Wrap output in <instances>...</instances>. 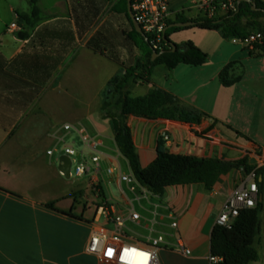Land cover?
<instances>
[{"label": "crops", "instance_id": "0c3cea01", "mask_svg": "<svg viewBox=\"0 0 264 264\" xmlns=\"http://www.w3.org/2000/svg\"><path fill=\"white\" fill-rule=\"evenodd\" d=\"M169 1L170 21L178 15L190 20L199 17L196 0ZM119 2L75 0V14L72 0H58L51 10H44L39 0L41 21L28 39L18 37L21 27L16 12L20 10L12 7L14 21L4 22L0 29V264H104L88 253L89 240L96 228L104 227L113 234L116 227L99 216L97 209L83 205L90 178L93 183L94 178L87 176L68 185L58 169L63 149L75 144L67 143L71 131L64 130V126L69 124L52 130L41 123L46 119L44 111L41 121L31 116L33 106L47 89L56 91L64 85L69 70L84 66V62H96L104 74H94L99 69L92 67L91 74L76 82V86L86 89L84 93H90L83 100L86 124L71 126H83L92 136L104 140L106 163L109 157L116 159V151L123 157L115 142L113 122L105 118L102 107L110 82L125 75L144 52L133 40L135 26L130 14L127 16L117 6ZM30 9L29 3V10L20 12L29 13ZM12 24L17 28L10 29ZM171 40L183 45L191 37L179 32ZM130 59L132 63L127 65ZM225 66L210 68L208 62L199 67L181 64L174 70L167 68L162 83L154 80L156 68L146 88L141 83L130 87L132 95L145 89L135 97L153 89L170 92L183 105L211 117L191 125L128 116L143 168L157 158L159 139L165 131L175 141L170 149L174 154L226 161L248 158L252 165L257 156H264V68L254 73L245 68L241 82L228 88L219 80ZM236 89H242L240 98L228 99L226 91ZM248 96L258 104L257 116L252 127H235L221 112L228 110L231 114L236 110L242 114ZM218 122L227 132L217 126ZM79 151L87 159L92 156L85 144ZM124 174L134 176L129 163ZM243 178L239 170L232 171L212 191L202 184L169 187L163 197L147 190L144 202L137 200L140 192H131L113 178L119 185L120 203L115 205L109 197L107 200L115 216L125 220L121 234L127 242L149 246L154 238L164 237L157 250L160 264H211V237L217 218ZM132 212L139 213L140 219L132 220ZM173 222H177L176 228ZM180 241L191 252L189 255L182 251Z\"/></svg>", "mask_w": 264, "mask_h": 264}, {"label": "trees", "instance_id": "16d2710c", "mask_svg": "<svg viewBox=\"0 0 264 264\" xmlns=\"http://www.w3.org/2000/svg\"><path fill=\"white\" fill-rule=\"evenodd\" d=\"M129 0H120L121 3H128ZM73 12L76 14L75 0H72ZM134 0H131V4ZM30 12L22 13L17 11L18 23L21 30L18 37L26 40L30 32L41 21L39 0H29ZM124 12L129 16L127 10ZM243 16L251 17L247 27L240 25L239 21ZM260 18L264 20V3L259 0H252L251 3L244 2L240 6L239 13L209 20L204 17L187 19L178 15L175 21H169L164 33L165 47L162 52H154L151 45V38L148 35L140 34L134 29V35L141 39V45L134 39L137 47L146 45L144 57L126 70L125 75L113 79L105 92V100L102 110L105 118L111 119L115 129V142L120 153L127 159L130 168L142 187L151 194L163 197L169 187L187 186L202 184L207 190L212 191L221 181L223 176L235 170H243L249 174L256 170L257 183L260 190L258 204L253 209L242 210L230 228L216 225L211 237V254L221 257L220 264H251L259 260L257 244L262 232L261 215L264 210V168H257L248 162V158L236 161L220 159L198 158L189 155L171 153L162 138L159 139L158 156L146 168L141 166L139 156L131 129L127 124L128 116H136L148 120H169L191 125H198L205 119H211L209 115L197 109H191L182 104L181 100L170 92L153 89L145 96L135 97L131 94L130 87L134 84H150L155 69L158 66H166L174 70L177 66L184 64L199 67L209 60L208 54L203 52L193 42L184 44V51L172 49L171 37L181 31L193 27L221 32L225 38H244L253 31L264 34V26L255 21ZM194 22L191 27L173 26L176 23ZM254 28L247 32V28ZM177 45V44H176ZM177 47H180L177 45ZM158 54L156 58L154 55ZM251 57H264V46L258 47L256 51H250ZM245 74V67L241 62L229 63L223 68L219 80L224 87H232L241 82ZM104 199H106L104 197ZM53 207V203L49 204Z\"/></svg>", "mask_w": 264, "mask_h": 264}, {"label": "built area", "instance_id": "2783aa9c", "mask_svg": "<svg viewBox=\"0 0 264 264\" xmlns=\"http://www.w3.org/2000/svg\"><path fill=\"white\" fill-rule=\"evenodd\" d=\"M259 1L264 3V0ZM244 2L251 3L252 0H196L194 5L199 12V17L215 20L239 13L240 6ZM131 9L143 34L151 38L153 51L162 52L165 47L163 40L164 33L171 16L170 1L134 0L131 4ZM16 28L15 24H12L10 27V29ZM240 44L251 52L256 51L258 47L264 46V34L259 31H253L244 38H241ZM72 129L78 132L83 144L92 152V156L88 160L76 148L72 146L65 147L61 155L68 156L71 159L70 178L79 179L92 176L94 183H97L102 163L105 161V155L102 151V148L105 146L104 140L92 136L83 126L77 129L71 125L64 126V130L68 132ZM160 138L165 142L169 151L175 146V141L167 131L163 132ZM216 141H220V139L216 138ZM48 154L52 155L53 152L49 151ZM257 158L258 162L255 166L257 168H264V156H257ZM239 171L243 173L244 178L221 210L216 225L230 228L242 210L253 209L258 204L260 190L256 180V170L249 174H245L243 170ZM107 174L120 182L128 183L131 192H140V194H136L138 195V201L144 202L146 200L148 195L147 189L140 185L135 176L124 174L119 166H109ZM97 213L99 216H104L107 221L113 223L116 227V232L111 234L104 227L96 228L89 240L87 248L89 254L96 256L104 264H160L157 250L165 241L162 235L154 238L149 246L127 242L121 234L125 225L123 218L115 216L112 208L108 205L100 206L97 209ZM170 218L173 219V216L170 215ZM131 219L134 221L139 220L140 214L132 212ZM171 225L173 228H176L177 222H173ZM179 245L185 254L189 255L191 253L184 248L181 241ZM222 261L221 257L210 256L211 264H220Z\"/></svg>", "mask_w": 264, "mask_h": 264}, {"label": "rangeland", "instance_id": "374dc122", "mask_svg": "<svg viewBox=\"0 0 264 264\" xmlns=\"http://www.w3.org/2000/svg\"><path fill=\"white\" fill-rule=\"evenodd\" d=\"M58 0H42V8L44 10L53 9V5ZM103 4L106 0H100ZM20 10V11H28L29 10V1L28 0H0V29L4 26V22L11 24L14 21L15 14L10 10V8ZM120 8L122 10H127L129 12L128 3H121ZM253 18L243 16L239 23L243 27H247L249 22H251ZM256 22L261 23L264 26V20L258 18L255 19ZM191 30V31H189ZM254 30V28H247V32ZM181 32H187V34L191 37V42H193L197 47H199L203 52L208 54V66L210 68H217L220 65L226 64V66L231 62H241L246 69H248L251 73L258 72L264 68V57L254 58L251 57L250 51L243 47L240 44L239 37H231L225 38L221 32L218 31H210L199 29L193 27L191 29H187ZM132 38L141 45V39L136 37L134 34ZM180 47L182 44H178ZM142 50H146V45H142ZM87 61V60H86ZM132 60L130 59L127 65H130ZM92 67L96 70L97 67L99 72L94 74H104V69L102 66H99L96 62L92 61L84 62V66H79L78 68H74L69 70L68 73L64 75V85L57 88L56 91L51 88L47 89L43 96L40 98L38 104L33 106L31 118H36L38 121H41L42 113L44 111L46 115V119L41 121L42 124L52 128V130H56L63 126L64 124L75 125L78 122L86 124L84 120L83 110L84 103L83 100L86 96H89L90 93L86 92L85 88L81 86H76V82L88 76V73H92ZM166 66H158L156 69L157 75L155 76V81H159L162 83L161 77L164 72H168ZM87 75V76H86ZM159 78V80H158ZM148 84H145L144 88H146ZM142 89L141 92H134L133 95H141L144 93L145 89ZM240 91H230L227 90L228 99L232 100L233 98H240ZM84 91V92H83ZM258 105V104H257ZM255 105L253 98L248 96V99L244 102L245 111L242 114H238L236 110H232L231 114H229L228 110L222 111L221 116L224 119H229L232 125L235 127L243 128V127H252V121L255 116H257L258 106ZM234 108H236L234 106ZM50 112V113H49ZM36 115V116H35ZM217 126L223 130V132H227L226 128L223 127V124L218 122ZM68 144H74V147L77 150L82 149V141L78 137L75 129L71 130V136L67 141ZM116 153V159H110L107 163L104 161L102 163L101 174L98 176V182L93 183L90 178V187L88 189L87 198L84 199L83 205L84 207H92L93 209H98L100 206L108 205L107 198L112 201L115 205L120 203L119 193V185L117 182L112 181L113 178L107 174V168L109 166H119L123 173L128 172V161L124 157H120V155ZM90 160V157L88 158ZM254 162H258V158L254 159ZM82 178H66L64 180L68 183V185L74 184V182L80 181ZM106 181V182H105ZM124 187L128 186V183L122 182ZM106 188V189H105ZM105 190L110 194H106ZM86 195V192H84ZM108 195V196H107ZM104 197L106 199H104ZM262 219V232L260 237L262 238L261 243L257 244V250L260 254V258L257 262L251 264H264V210L261 215ZM103 222V221H102Z\"/></svg>", "mask_w": 264, "mask_h": 264}, {"label": "water", "instance_id": "95a60500", "mask_svg": "<svg viewBox=\"0 0 264 264\" xmlns=\"http://www.w3.org/2000/svg\"><path fill=\"white\" fill-rule=\"evenodd\" d=\"M128 7H129V14H130V17H131V19L133 21V24L135 26L136 31L143 35V31H142L141 27L138 25V23L136 22V20H135V18L133 16L132 9H131V0L128 1ZM194 24H195L194 22H185V23H176L173 26H177V27H191V26H194ZM171 46H172L173 51H177V50L184 51L185 50L184 46L177 47V45L175 43H173ZM157 56H158V54H155L154 58H156ZM71 165H72V162H71V159L68 156H62L59 159L58 169L68 179L70 178Z\"/></svg>", "mask_w": 264, "mask_h": 264}]
</instances>
